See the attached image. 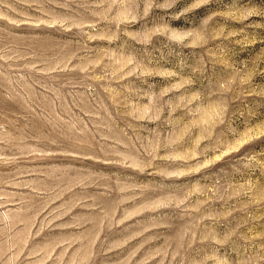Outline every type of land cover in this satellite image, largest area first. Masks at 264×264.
<instances>
[{"label":"rangeland","instance_id":"374dc122","mask_svg":"<svg viewBox=\"0 0 264 264\" xmlns=\"http://www.w3.org/2000/svg\"><path fill=\"white\" fill-rule=\"evenodd\" d=\"M0 264H264V0H0Z\"/></svg>","mask_w":264,"mask_h":264}]
</instances>
